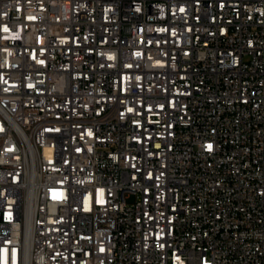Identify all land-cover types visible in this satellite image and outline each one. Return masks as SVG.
Masks as SVG:
<instances>
[{"label": "built area", "instance_id": "1", "mask_svg": "<svg viewBox=\"0 0 264 264\" xmlns=\"http://www.w3.org/2000/svg\"><path fill=\"white\" fill-rule=\"evenodd\" d=\"M137 9L0 0V264H264V0Z\"/></svg>", "mask_w": 264, "mask_h": 264}, {"label": "bare ground", "instance_id": "2", "mask_svg": "<svg viewBox=\"0 0 264 264\" xmlns=\"http://www.w3.org/2000/svg\"><path fill=\"white\" fill-rule=\"evenodd\" d=\"M140 7L138 16H145V11H151V0H140ZM149 25H159V18H149Z\"/></svg>", "mask_w": 264, "mask_h": 264}, {"label": "snow or ice", "instance_id": "3", "mask_svg": "<svg viewBox=\"0 0 264 264\" xmlns=\"http://www.w3.org/2000/svg\"><path fill=\"white\" fill-rule=\"evenodd\" d=\"M137 10H139V9H137ZM181 11H183V9H181ZM4 31H8V28L5 27V28H4ZM109 59H112V57L110 56ZM129 111H131V109H129ZM211 147H212L211 145H208V149H209V150H211ZM102 250H103V249H102Z\"/></svg>", "mask_w": 264, "mask_h": 264}]
</instances>
